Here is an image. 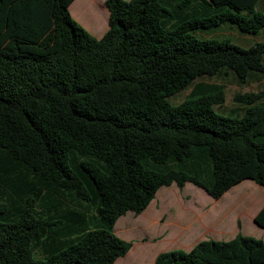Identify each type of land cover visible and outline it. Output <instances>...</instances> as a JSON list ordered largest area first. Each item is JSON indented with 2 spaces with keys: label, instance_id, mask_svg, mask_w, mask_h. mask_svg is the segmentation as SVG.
Segmentation results:
<instances>
[{
  "label": "trees",
  "instance_id": "16d2710c",
  "mask_svg": "<svg viewBox=\"0 0 264 264\" xmlns=\"http://www.w3.org/2000/svg\"><path fill=\"white\" fill-rule=\"evenodd\" d=\"M73 1L0 0V264H113L131 247L116 221L160 188H264V87L223 113L224 87L195 83L264 72V41L221 35L261 34V0H105L99 39ZM153 264H264V242L203 240Z\"/></svg>",
  "mask_w": 264,
  "mask_h": 264
},
{
  "label": "rangeland",
  "instance_id": "374dc122",
  "mask_svg": "<svg viewBox=\"0 0 264 264\" xmlns=\"http://www.w3.org/2000/svg\"><path fill=\"white\" fill-rule=\"evenodd\" d=\"M104 2L75 0L69 7L72 19L83 29L89 24L91 27L85 30L95 39L100 31L108 27V10ZM258 9L264 13V0L260 1ZM221 35L231 37L245 46L251 41H264V31L256 38L240 36L233 30ZM195 83L223 86L225 102L217 110L228 113L237 109L238 105L233 100L235 94L258 92L264 87V73L251 75L245 83H239L227 72L216 77H202ZM191 88L179 92L169 101L174 105L181 103ZM262 194L264 190L250 180L233 186L217 200L191 183L182 189L175 185L162 187L141 214L127 212L116 221L113 233L129 242L131 247L124 257L118 258L113 264H153L159 253L172 250L188 252L200 241H229L237 235L264 242V230L258 228L250 218L252 202L257 201ZM238 222L241 227H238Z\"/></svg>",
  "mask_w": 264,
  "mask_h": 264
},
{
  "label": "crops",
  "instance_id": "0c3cea01",
  "mask_svg": "<svg viewBox=\"0 0 264 264\" xmlns=\"http://www.w3.org/2000/svg\"><path fill=\"white\" fill-rule=\"evenodd\" d=\"M75 1V0H74ZM73 1V2H74ZM72 2V3H73ZM71 3V4H72ZM71 4H70V6H71ZM69 6V7H70ZM69 7H68V10H69ZM70 13V12H69ZM91 17H95V16H93V15H91ZM89 24H87V28L88 27H91L90 25L88 26ZM86 27H85V29L86 30H88ZM107 29H108V27L107 28H105V29H103L102 31H100V33L98 34V35H96V38L97 39H99V38H101L102 37V35L107 31ZM90 30H91V34H93L92 33V28H90ZM253 38V37H252ZM252 42V41H251ZM253 42H255V41H253ZM264 73V72H263ZM246 181V180H245ZM240 184V183H239ZM262 188V187H261ZM263 190H264V188H262ZM230 190V189H229ZM242 200V199H241ZM252 203H254L253 204V207L250 209V218H251V220L253 221V219H254V217H255V215L264 207V194H262L261 196H260V198L256 201V200H253V202ZM244 204H246V202H244ZM253 223H254V221H253ZM255 224V223H254ZM256 225V224H255ZM238 227H241V224H240V222H238ZM258 227V226H257ZM258 228H260V227H258ZM261 229H263L264 230V228H261Z\"/></svg>",
  "mask_w": 264,
  "mask_h": 264
}]
</instances>
